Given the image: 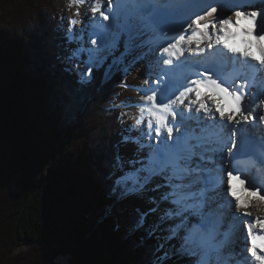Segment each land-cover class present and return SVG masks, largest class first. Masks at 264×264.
Segmentation results:
<instances>
[{
	"label": "snow or ice",
	"instance_id": "obj_1",
	"mask_svg": "<svg viewBox=\"0 0 264 264\" xmlns=\"http://www.w3.org/2000/svg\"><path fill=\"white\" fill-rule=\"evenodd\" d=\"M87 2L69 0L74 17ZM90 8V34L72 18L63 37L64 58L82 67L80 83L91 82L110 57L114 64L135 49L158 69L155 87L137 89L142 103L123 136V143L137 145L135 157H115L121 172L115 198L151 205L136 209L133 230L144 228L150 214L158 220L149 235L168 224L167 235L158 237L157 251H164L157 264L173 256L190 264H237L242 225L247 253L264 264L258 254L264 253V218L244 219L253 216V201L264 208V136L257 140L254 133L264 125V0H93ZM241 159L248 162L244 168ZM225 175L231 200L224 196ZM173 240L178 246L168 243Z\"/></svg>",
	"mask_w": 264,
	"mask_h": 264
},
{
	"label": "trees",
	"instance_id": "obj_2",
	"mask_svg": "<svg viewBox=\"0 0 264 264\" xmlns=\"http://www.w3.org/2000/svg\"><path fill=\"white\" fill-rule=\"evenodd\" d=\"M68 2L0 0V264H155L137 212L126 228L109 212L125 69L80 83L62 55Z\"/></svg>",
	"mask_w": 264,
	"mask_h": 264
},
{
	"label": "rangeland",
	"instance_id": "obj_3",
	"mask_svg": "<svg viewBox=\"0 0 264 264\" xmlns=\"http://www.w3.org/2000/svg\"><path fill=\"white\" fill-rule=\"evenodd\" d=\"M91 4H92V0H88L87 3H85L79 8L80 15L75 16V17H74V13L77 11L76 7L73 6L69 8L67 4V7H65V9L63 10L62 17L60 18L63 33L66 31V29L69 26L68 21L72 18H75L76 20L81 22L75 25L76 29L80 30L83 25L84 28L89 29V34H90L89 26L93 23L91 19L93 17V13L91 12V8H90ZM101 10L103 11L104 9H101ZM96 17H97L96 22L97 23L101 22L98 19L99 17L98 13L96 14ZM88 46L91 47L90 42ZM68 47L69 46L67 45V48L63 51L62 55L66 56L68 54V51H67ZM192 47H194V45ZM120 51H123V43H121ZM188 54H189L188 52L185 53V55H188ZM116 55L119 56L120 53L117 52ZM156 55H159L158 50L156 52ZM65 61L67 63L69 62L68 60H65ZM69 63L75 64L74 71L78 75V72L82 70V67L78 66L75 62H69ZM106 63L109 64L107 65L108 66L107 71L110 72L109 75H106L107 77L106 80L110 78L109 76H112L113 74H115V72H117L120 67H124L125 69L123 85H127V87L122 86V91L120 92L117 98V101L114 103V106L118 107L121 110L120 111L121 112V122H122V128H123L122 134L124 136L127 134L126 130L134 122V117L137 115V112H138V105L142 103L140 99L141 93L138 92L137 89L146 90L149 86L155 87L156 85L154 83H151V81L155 79V73L156 71H158V69H156L154 62L148 59H140V56H137V55L135 56L132 53L128 54L126 58L122 60H117L114 64H113L112 58L110 57ZM110 65L112 66L109 67ZM145 81H149V83H145ZM145 131H147L146 128H145ZM133 135H135V133H133ZM122 143L123 142L121 141V143H119L118 145L119 155L125 160L134 158L136 151H134L131 155L128 154V152L125 153V149L122 147ZM119 175H121V172L116 171L113 177L116 179ZM148 195H155V193H149ZM122 202L123 200H118L112 208L113 214L117 215L118 217V225L120 226V228L127 227V221H128L129 215L135 212L137 208H140L146 211L149 207H151V205L147 203L146 199H138L133 196L132 202L134 203L132 204V207H130V209L128 210H125V212H121L119 209L121 206L119 204H121ZM231 213L235 214L234 208H231ZM157 220H158V217L156 214H150L147 217V221L145 224L147 228V233H146L147 237L145 241L148 244H152V245L155 244L158 248V245L163 242L161 239H158V237H164L167 235V232L164 231L163 229H166L168 227V224L166 223L162 225L160 231L152 232V234L149 235L150 229L157 222ZM132 237H134L137 240L140 239L139 235L137 234L135 230L132 231ZM237 240L239 243L237 242L238 244L236 245V251L238 252V248H239L240 249V251L238 252L240 254L239 258L244 259V257H246L244 253L247 254V247H249V243H247V233H245L244 228L243 230L239 231L237 235ZM168 243L177 244L175 240L169 241ZM161 251L162 249L160 251H156V254L154 255L155 264H157V257L160 256ZM238 259H237V262H240L238 261ZM182 261H184V259H178L174 261L171 258L166 262V264H190L189 260H188V263L186 262L184 263ZM54 263L55 264H69V259L65 255L58 256L57 259H55ZM241 263L244 264V261H242ZM248 264H251L249 259H248Z\"/></svg>",
	"mask_w": 264,
	"mask_h": 264
},
{
	"label": "bare ground",
	"instance_id": "obj_4",
	"mask_svg": "<svg viewBox=\"0 0 264 264\" xmlns=\"http://www.w3.org/2000/svg\"><path fill=\"white\" fill-rule=\"evenodd\" d=\"M92 2H93V0H92ZM226 15H231V12H226ZM189 22H190V21H189ZM6 30H7V29H6ZM8 30H9V29H8ZM189 34H190V32H189ZM4 39H5V38H4ZM4 39H3V40H4ZM8 46H9V45H8ZM141 51H142L141 49H135V50H133L131 53H132L133 55H135V56H136V55H137V56H140ZM143 51H146V50H143ZM68 63H69V62H68ZM116 64H117V63H116ZM113 67H114V65H113ZM225 75H226L227 78L230 79L232 73H231L230 71H228V72L225 73ZM20 81H21V80H20ZM30 82H31V81H30ZM25 83H26V82H25ZM201 115H203V113H201ZM263 127H264V125H257V126H256V128L254 129V132H257V136H261V134L264 133V131H261V130H263V129H262ZM153 134H154V133H153ZM258 134H259V135H258ZM122 147L125 149V153L128 152V154L131 155L134 151H136L137 145H135V144H133V143H122ZM227 147H231V145L229 144V145H227ZM227 147L225 148V152H224V155H225V156H228ZM131 150H132V151H131ZM252 175H254V176L257 175V173H256L255 170H252ZM261 180L264 181V176H261ZM233 187L237 190L238 194L243 195V193L239 191V189H240V185H239V182H238V181H234V182H233ZM261 194L264 195V192H262ZM224 196H225L227 199H229V200L232 199L230 196L227 195V182H226V175H225V185H224ZM132 200H133V197H131V198L129 197V198L123 200V202H122L121 204H119V205L121 206V207L119 208L120 211H121V212H125V210L130 209V207H132V204L134 203V202H132ZM115 204H116V203H115ZM231 208H234V212L236 213V209H235V201H234V200H233V202H232V206H231ZM249 211H251V212L253 213V216L245 217V218H244L245 220H251V219H253V217L256 216V215H259L261 218H264V208H261L259 205H257L255 201L252 202V205H251ZM242 227H243L242 225L238 226V229H237V235H238V233H239L240 230H243ZM164 228H165V227H164ZM244 230H245V229H244ZM245 233H247L246 230H245ZM238 243H239V242H238ZM238 243H237V244H238ZM241 245H242V244H241ZM249 247H250V243H249ZM163 251H164V249H162V251L160 252V256L163 255ZM239 251H240V249L238 248V252H239ZM258 254L264 255V253H260L259 250H258ZM244 255L250 260L251 264H257V262L254 261V260L250 257V254H248V253H247V254L244 253ZM239 256H240V255H239ZM66 257H68V256H66ZM238 258H239V257H238ZM61 259H62V258H61ZM172 259L175 261V260H178V259H180V258H178V257H176V256H173ZM66 261H67V260H66ZM238 261H240V262H237V264H242L241 262L244 261V259L239 258ZM182 262H184V263H185V262L188 263V259H187V258H184V261H182Z\"/></svg>",
	"mask_w": 264,
	"mask_h": 264
},
{
	"label": "water",
	"instance_id": "obj_5",
	"mask_svg": "<svg viewBox=\"0 0 264 264\" xmlns=\"http://www.w3.org/2000/svg\"><path fill=\"white\" fill-rule=\"evenodd\" d=\"M118 147H119V146H118ZM114 205H115V204H114ZM114 205H113V206H114ZM113 206L109 209V212H110V210L113 208ZM65 256H66V255H65ZM68 258H69V256H68Z\"/></svg>",
	"mask_w": 264,
	"mask_h": 264
}]
</instances>
